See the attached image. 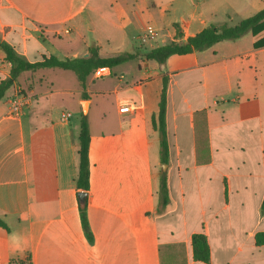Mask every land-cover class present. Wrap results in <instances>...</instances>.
I'll list each match as a JSON object with an SVG mask.
<instances>
[{"label": "crops", "instance_id": "crops-1", "mask_svg": "<svg viewBox=\"0 0 264 264\" xmlns=\"http://www.w3.org/2000/svg\"><path fill=\"white\" fill-rule=\"evenodd\" d=\"M131 1L0 0V38L31 62L81 56L92 43L107 56L110 37L99 34L98 21L143 29ZM257 2L244 0L234 12L251 7V16L264 7ZM219 8L209 15L224 20ZM232 18L218 25L243 19ZM192 22H174L166 42L175 23L185 37L206 27L191 32ZM249 37L173 54L163 66L135 57L96 70L84 87L76 73L54 77L61 67L23 71L0 100V217L9 227L0 225V264L27 256L33 264H264V244L255 239L264 231V45L254 44L264 30ZM10 73L0 47V82ZM164 73L170 202L157 213L162 163L152 118ZM17 91L32 101L12 116ZM123 104L131 110L121 111ZM92 106L89 187L82 189L79 134ZM197 232L207 235L208 262L194 258Z\"/></svg>", "mask_w": 264, "mask_h": 264}, {"label": "trees", "instance_id": "trees-1", "mask_svg": "<svg viewBox=\"0 0 264 264\" xmlns=\"http://www.w3.org/2000/svg\"><path fill=\"white\" fill-rule=\"evenodd\" d=\"M175 37L169 42L159 44L149 49L141 50L136 48L133 51H123L117 55L104 56L99 52V46L92 43L87 53L77 57L59 58L55 55L44 56L42 60L31 62L23 55L19 54L15 48L7 41L0 38V47L5 52L6 59L11 63L10 76L2 79L0 82V100L5 95L7 89L26 70H35L42 67H61L64 69L73 70L79 79L82 87L85 86L88 75L99 69H111L112 67L123 62L134 59L139 55H143L146 59L155 60L163 66L168 57L173 54H186L193 51L204 50L211 47L213 44L225 40L236 39L243 36L247 32L254 35L259 34L264 30V7L251 16L243 18L235 25H216L210 24L194 35L185 37L180 25L175 23ZM255 46L264 45V37L255 41ZM163 86L160 93L159 111L153 116L152 123L155 129L159 132V153L161 163H169V143L166 130V109H167V83L168 75L162 76ZM205 113V111H199ZM90 127L86 113L82 115L80 127V146H79V172L77 177V185L79 188L88 189L89 187V143H90ZM170 202V194L168 187L167 170L161 168L158 189V204L157 213L163 212ZM79 205L81 214L85 217L86 197L79 195ZM261 212L264 213V199L261 205ZM84 221H86L84 219ZM0 225L8 229L6 222L0 217ZM257 245L264 244V231H259L255 235ZM194 258L208 262L210 258V247L207 240V235L204 232L194 233L192 236ZM10 264H33L31 256L25 258H12Z\"/></svg>", "mask_w": 264, "mask_h": 264}, {"label": "rangeland", "instance_id": "rangeland-1", "mask_svg": "<svg viewBox=\"0 0 264 264\" xmlns=\"http://www.w3.org/2000/svg\"><path fill=\"white\" fill-rule=\"evenodd\" d=\"M133 2L132 0L131 4H133ZM262 2L263 0H258L257 5H261ZM209 3L210 1L208 0H137V4L140 5V8L137 9L134 5L132 8L136 9L138 12L140 11V14L142 13L139 21L142 23L143 29L135 24H130L128 27L121 29L115 23H107L102 17V19L98 21L99 34L108 35L110 37L109 41L103 44V51L107 56H111L117 55L123 51L135 50L138 46L141 50H144L149 49L151 46L164 43L169 40L170 33L174 31V22L187 23L189 19H193V22L189 24V30L195 32L199 27H202V25H218L223 21L230 20L231 17H233V23H237L241 18L250 15V13L254 11L251 7H246L238 13L234 12L236 8H241L244 5V0H231L229 3L215 0L212 5ZM215 5H220L219 10L221 12H227L224 20H222L220 16L213 18L209 15V11ZM106 10L111 18H116L111 8H106ZM198 17L199 19H197ZM160 26L163 28L162 30H159ZM149 27H152L155 33L144 41L146 44H141L139 35L141 36L147 32ZM249 36L250 32H247L237 39L243 40V37L245 39L250 38ZM137 57L140 59L144 58L142 54ZM129 66V71H132L133 67L131 65ZM58 70L59 71L53 73L54 77L59 78L61 75H66L74 78L75 72L73 70H65L62 68ZM70 79L71 78H69V80ZM72 104V102H61L60 107L62 109H71L70 107H72ZM83 105L84 104H81L82 108ZM96 116L97 113H95L94 106H92L87 118L94 120Z\"/></svg>", "mask_w": 264, "mask_h": 264}, {"label": "built area", "instance_id": "built-area-1", "mask_svg": "<svg viewBox=\"0 0 264 264\" xmlns=\"http://www.w3.org/2000/svg\"><path fill=\"white\" fill-rule=\"evenodd\" d=\"M155 31L152 27L148 28V31L145 32L142 40H146L150 37V35L154 34ZM32 101V96L26 92L17 91L13 94L9 102L8 114L12 116H20L26 107ZM121 111H129L131 110L130 104H123L120 106ZM69 115V114H68Z\"/></svg>", "mask_w": 264, "mask_h": 264}, {"label": "water", "instance_id": "water-1", "mask_svg": "<svg viewBox=\"0 0 264 264\" xmlns=\"http://www.w3.org/2000/svg\"><path fill=\"white\" fill-rule=\"evenodd\" d=\"M83 110H84V112H87V109H88V101L87 100H85L84 102H83ZM167 166H168V164H166V163H162L161 164V167H162V169H164V170H166L167 169Z\"/></svg>", "mask_w": 264, "mask_h": 264}]
</instances>
